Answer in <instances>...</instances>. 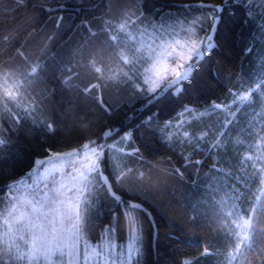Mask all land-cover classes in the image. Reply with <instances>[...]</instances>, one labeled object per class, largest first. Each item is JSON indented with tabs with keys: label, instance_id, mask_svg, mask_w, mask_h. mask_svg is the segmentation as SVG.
I'll use <instances>...</instances> for the list:
<instances>
[{
	"label": "trees",
	"instance_id": "1",
	"mask_svg": "<svg viewBox=\"0 0 264 264\" xmlns=\"http://www.w3.org/2000/svg\"><path fill=\"white\" fill-rule=\"evenodd\" d=\"M196 5L224 8L216 47L189 79L177 88L165 85L151 105L140 80L108 82L94 69L90 57L102 58L103 30L133 12L162 22L192 12L200 15L199 29L204 25L211 32ZM260 14L246 0L236 5L226 0H0V72L18 73L22 65L41 63L34 93L44 102L42 122L36 113L35 119L27 114L2 119L0 197L38 159L93 141L123 143L131 133L126 145L139 149L126 160L131 171L121 167L122 179L114 181L117 161L107 150L102 168L123 200L147 211L134 212L143 225L137 264H226L237 247L234 221L249 217L264 196L256 199L260 178L244 160L251 139L242 131L252 114L240 111L225 127V113L213 106H226L254 86L262 55ZM202 111L207 113L194 117ZM182 113L190 120L176 124ZM110 130L118 131L106 136ZM103 196L99 193L90 207L83 231L99 241L106 226L116 223L115 213L117 236L124 240L132 217ZM251 223L248 243L232 264H264V216L252 215Z\"/></svg>",
	"mask_w": 264,
	"mask_h": 264
},
{
	"label": "rangeland",
	"instance_id": "2",
	"mask_svg": "<svg viewBox=\"0 0 264 264\" xmlns=\"http://www.w3.org/2000/svg\"><path fill=\"white\" fill-rule=\"evenodd\" d=\"M246 3L255 7L256 10L261 13V21H264V0H246ZM201 9L204 10V13L202 12L204 15L210 10L207 9V7ZM133 14L135 16L126 17L122 20H116L113 22L112 26H108L106 30H103L105 39L115 35L118 37L120 45L112 49H109L106 45H104L101 52L102 58L99 59L96 58V56H92L90 59L92 58L93 62H95L93 63L94 69H100L98 74L104 81L113 82L124 78L137 79L143 83L145 88L156 87V84H144L145 67L159 68L162 71L165 67L171 68L175 65H166L164 62H161L159 65H156L154 62L144 65L136 60V57L133 56L129 47L126 46L124 42L126 41L127 45H132L135 49H138L136 56H146L147 45L152 43L154 39H158L161 36L167 39H180L182 43L190 46L192 40H196L197 37H203L205 35L199 29L200 15L189 12V16H171L168 22H162L147 19V17H142L136 14V12H133ZM121 25L124 26L123 29H121ZM262 28L261 33L263 34L260 35V42L258 43V45L261 44L262 46V55L260 57V64L258 65L260 67L258 77L256 78L254 86L247 91L234 95L232 101H230L226 106H220L219 108L213 106V108L225 113L223 118L225 127H227L230 122L238 119L240 111L244 114L243 111L249 110V113L252 114L246 115L248 127L242 131H245V135L250 136L251 139V143L247 145L244 160L250 162L252 164L251 167L255 168L256 172H258L260 182L257 196H260V198L264 196V22ZM208 33L210 34L211 32ZM197 43H199V41H197ZM187 54V51H185V55ZM125 59L133 62L126 64L124 62ZM39 65L42 64L33 63L29 66L22 65L21 68H18V73L15 74L10 73L9 70L0 72V128L3 121L2 119H19L20 116H24L25 114L35 119L34 113H36L39 117L38 119L42 122L40 112L42 111L41 108H43L44 102L43 99L38 100L35 95L36 91L39 90L40 84L38 82L39 80L36 78V76L39 77ZM33 67L37 68V73L29 78L26 74L31 73V69ZM179 70L182 73L184 72V69ZM21 72L25 75H22ZM147 75L151 76L153 80L157 81V83H160L154 72L150 71ZM258 84L260 87H257ZM5 87H7L8 90L13 91L15 96L23 98L22 100L18 99L15 104L8 105V107H12L16 112L20 113L19 116H12L9 118L4 114L6 104L4 101ZM137 87L141 88V85H137ZM240 96H247L248 99L241 101L239 99ZM38 109L39 111L37 113ZM206 113L207 112L202 111L199 114H194V117L203 116ZM180 117L181 120L176 122V124H180L184 120H190L185 118L190 116H185L183 113ZM124 137H128V134L124 135ZM129 138H124L123 143H112L110 144L112 147L110 149H106L107 151H112V157L117 161L120 168H126L127 173L130 172L129 169L132 167L131 164L125 165L128 163L126 160L131 159L133 156L129 155L133 149H129L127 147V140ZM89 145L93 146L92 144ZM85 151L84 147H82L75 151L58 153L59 155L51 154L47 158L38 159L37 161H45L43 167H41L39 163H36L32 170V172H34L33 176H25L12 183L11 185H13V188L11 189L10 194L4 195L2 200H0V208L6 206L4 203L5 201L14 202V200L10 201V196L19 197L22 193L29 194L31 192V188H29L28 185L42 186L43 184L48 183L51 178L50 173L56 175L58 180L63 179L66 184L71 186V180L66 176L61 175V173H53L51 165L52 163H58L60 159L64 158L67 154L72 153L74 155L71 159L76 160V166L79 168L80 164L85 161ZM89 155H91V153H89ZM45 169H48V171H45ZM7 192L8 189L6 193ZM94 204L95 203H90L89 209ZM83 206L82 201L81 207ZM3 218V216H0V254L3 255L4 251L11 249V256L4 257L8 264H28L27 253L29 251V243H27V241H30V233L27 231L22 232L21 234L24 236L23 240L18 237L13 240H9L3 228ZM243 219H249V217L243 216L240 220L235 222V239L237 241V247L234 251L228 253L226 259L224 258L226 264H232L238 257L242 246L245 245V243H248L249 239L245 240L244 234L247 233L250 237V229H238L236 227V223L243 224ZM84 220L80 222L77 246L76 249L72 251L71 255L68 254V250L66 249L63 256L57 253L48 259L40 257L38 261H33L32 264H85V260H87L88 264H113V261H115L116 264L138 263L140 256L142 257L143 254V241L136 245V251L131 255V257H129L127 253L128 241L131 236L129 231H127L126 237L123 240L118 238L117 229L114 232L105 231L104 229L101 233L100 240L92 242L86 237L83 231ZM138 235L142 236L141 231ZM17 245L19 247H16Z\"/></svg>",
	"mask_w": 264,
	"mask_h": 264
},
{
	"label": "snow or ice",
	"instance_id": "3",
	"mask_svg": "<svg viewBox=\"0 0 264 264\" xmlns=\"http://www.w3.org/2000/svg\"><path fill=\"white\" fill-rule=\"evenodd\" d=\"M226 3L236 5L239 3V0H226ZM195 7L205 8L208 6L196 5ZM223 11V7L210 8L206 14V19L207 27L211 28V33H207L205 26L201 25L200 30L205 31V35L192 40L190 46L182 43L180 39H167L161 36L147 45L146 56H136L138 49H135L132 45H127L126 41L124 42L129 47L133 56L136 57V60L144 65H148L150 62H154L156 65H159L161 62H164L166 65H175L171 68L165 67L162 71L159 68L145 67L144 84H156V87L146 88V92L149 94V105L159 98V92L166 90L165 85H167L168 89L181 86L190 78V73L194 67L203 60L208 52L216 47L214 39L221 23ZM233 11H235V8H233ZM248 15H251V13H248ZM123 27L121 25V29ZM103 45L112 49L118 47L120 41L117 36L113 35L104 40ZM185 51H187V55H185ZM248 51L250 52L251 49ZM124 62L127 64L133 61L125 59ZM39 67L43 68V65H39ZM179 69H184V72L182 73ZM96 71L99 72L100 69L97 68ZM150 71L155 73L160 83H157L156 80L147 75ZM36 73L37 68L33 67L31 73H27L26 75L30 78ZM21 74L25 75L23 72ZM257 87H260V85L258 84ZM18 99L22 100L23 98L15 96L13 91L5 87L4 101L6 104L4 114L9 118L20 115L12 107H8V105L15 104ZM239 99L244 101L248 97L240 96ZM215 107L219 108L220 105L217 104ZM152 118L149 117L148 119L151 120ZM114 131L118 130H110L105 135L108 136ZM0 134H3V130H0ZM130 136L131 133L128 134V137L124 138L127 139ZM3 143L4 141H0V144ZM91 144L93 146L89 144L83 146L86 150L84 152L85 161L80 164L79 168L76 166V160L71 159L74 155L72 153L60 159L58 163H52L51 165L53 173H61V175L71 180V186L66 184L63 179L58 180L56 175L50 173L51 178L48 183L42 186L28 185L31 188L29 194L22 193L19 197L10 196V201L14 200V202L5 201L6 206L0 208V216L4 217L3 228L9 240H13L16 237L23 240L24 236L21 233L24 231L30 233V241H27L29 243V251L27 253L28 264L38 261L40 257L48 259L57 253L63 256L66 249L68 250V254L71 255L77 246L80 222L87 216L89 204L95 203L101 192L104 193L103 199H108L116 205L122 206L124 213L132 217L127 229L131 233L127 247L129 257L136 251V245L142 241V236L138 235V233L142 230L143 225L140 223L138 217L134 215V212L140 211L147 214L146 209H143L140 204L123 200L109 182V176L105 174L102 164H107L105 150L110 149L112 146L106 144L96 146L95 141L91 142ZM138 152L139 149H133L129 155H136ZM35 163H39L43 167L45 161H34ZM45 171H48V169H45ZM123 171L124 169L120 168L118 164L115 165L112 179L119 183L122 179ZM33 175L34 172L32 171L27 174L28 177ZM12 188L13 185H8V192L5 195H9ZM256 199L260 201L261 198L257 196ZM0 200H2V197H0ZM82 201L83 207H81ZM252 215L264 216V201L259 206L254 205L249 219H243V224L236 223V227L238 229H253V225L250 222ZM112 220L116 221V223L110 222L109 226H106L105 231L114 232L116 230L118 217L115 213ZM249 238L247 233H245L244 239L248 240ZM16 247L19 246L17 245ZM5 256H11V249L4 251L3 255H0V264H6ZM85 264H88L87 260H85ZM113 264H116V262L113 261Z\"/></svg>",
	"mask_w": 264,
	"mask_h": 264
}]
</instances>
